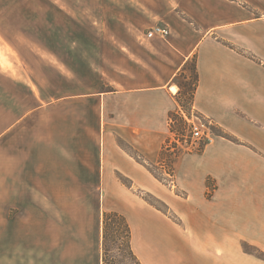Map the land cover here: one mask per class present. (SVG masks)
Here are the masks:
<instances>
[{
    "label": "crops",
    "instance_id": "crops-1",
    "mask_svg": "<svg viewBox=\"0 0 264 264\" xmlns=\"http://www.w3.org/2000/svg\"><path fill=\"white\" fill-rule=\"evenodd\" d=\"M157 24L170 34L147 39ZM194 58L193 109L234 140L181 152L177 188L205 198L211 177L216 199L245 189L264 214V0H0V264H103L108 211L144 264L131 222L152 212L138 192L159 195L150 166ZM256 209L234 230L264 251Z\"/></svg>",
    "mask_w": 264,
    "mask_h": 264
},
{
    "label": "rangeland",
    "instance_id": "rangeland-1",
    "mask_svg": "<svg viewBox=\"0 0 264 264\" xmlns=\"http://www.w3.org/2000/svg\"><path fill=\"white\" fill-rule=\"evenodd\" d=\"M146 38L151 39L149 36ZM143 39L145 40V36L138 39L139 42H131L136 49L147 54L144 45H148L149 40ZM3 54L5 56V51ZM193 60L187 64L186 79L178 80V83L184 84L182 88L179 86L177 92L178 110L186 124L175 121V128L172 127L171 130L170 127L172 136L162 150L163 159L157 165L150 166L151 171L163 183L159 186V195L140 190L138 192L145 201L143 203L149 204L152 213L150 220L135 218L131 222L134 247L144 264H238L242 262L239 258L243 255H254L264 260V251L247 241L240 235L241 232L234 230L236 226L244 228L253 211L254 217L258 216L256 206L250 201L251 193L245 189L235 192L226 187L216 199L214 196L203 198L186 195L177 188L174 177L176 157L181 152H197L206 145L202 143L198 149L195 147L190 132L192 123L188 120L199 114L193 109L190 99ZM211 132L212 138L216 133L220 134L219 128L212 125ZM212 183H216L215 180ZM256 210H261V206ZM259 216L260 219L264 218L262 213ZM111 239V243L114 242V238ZM47 243H50L49 238ZM115 246L116 244L111 248ZM98 247L102 251V235Z\"/></svg>",
    "mask_w": 264,
    "mask_h": 264
},
{
    "label": "trees",
    "instance_id": "trees-1",
    "mask_svg": "<svg viewBox=\"0 0 264 264\" xmlns=\"http://www.w3.org/2000/svg\"><path fill=\"white\" fill-rule=\"evenodd\" d=\"M193 77L191 82V101L193 102V98L198 85V74L196 70V59L193 60ZM186 69L187 65L183 68V70L178 74V80L181 78L186 79ZM182 88L184 87L183 82L178 83ZM175 121L181 122V124H186L182 113L179 110H176L170 115V127L175 128ZM220 134L229 139H233V137L221 130H219ZM234 140V139H233ZM164 152L161 153V159H163ZM152 169V168H151ZM213 178L209 177L207 179V184L209 190L207 191V196H212V193L216 187L215 183L213 184ZM153 205L156 206V203L152 202ZM132 229L131 225L126 218L125 215L119 213L117 211H108L104 212L103 216V264H143L136 254L133 244H132ZM113 237V241L111 239ZM115 248H111L112 245H115ZM115 249V250H114Z\"/></svg>",
    "mask_w": 264,
    "mask_h": 264
},
{
    "label": "built area",
    "instance_id": "built-area-1",
    "mask_svg": "<svg viewBox=\"0 0 264 264\" xmlns=\"http://www.w3.org/2000/svg\"><path fill=\"white\" fill-rule=\"evenodd\" d=\"M170 34V28L165 24H157L150 28L147 32L149 37H154L156 35L161 37H166ZM199 115V114H198ZM196 115L192 120L188 119L191 124V135L195 143V147L198 149L202 143L207 144L213 138L211 136V122L208 119H204L200 115Z\"/></svg>",
    "mask_w": 264,
    "mask_h": 264
},
{
    "label": "bare ground",
    "instance_id": "bare-ground-1",
    "mask_svg": "<svg viewBox=\"0 0 264 264\" xmlns=\"http://www.w3.org/2000/svg\"><path fill=\"white\" fill-rule=\"evenodd\" d=\"M173 90L176 91L177 90V87L176 86H173Z\"/></svg>",
    "mask_w": 264,
    "mask_h": 264
}]
</instances>
